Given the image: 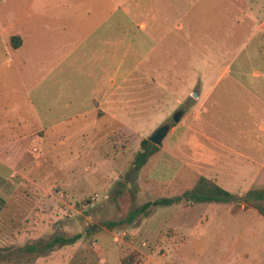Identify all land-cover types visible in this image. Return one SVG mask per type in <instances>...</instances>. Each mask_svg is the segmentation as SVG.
Segmentation results:
<instances>
[{"label":"rangeland","instance_id":"374dc122","mask_svg":"<svg viewBox=\"0 0 264 264\" xmlns=\"http://www.w3.org/2000/svg\"><path fill=\"white\" fill-rule=\"evenodd\" d=\"M200 176L233 199H186ZM255 187L264 0H0V264H264ZM121 190L180 200L107 228Z\"/></svg>","mask_w":264,"mask_h":264},{"label":"trees","instance_id":"16d2710c","mask_svg":"<svg viewBox=\"0 0 264 264\" xmlns=\"http://www.w3.org/2000/svg\"><path fill=\"white\" fill-rule=\"evenodd\" d=\"M12 43L15 48H18L21 43L22 39L19 35L12 36ZM144 144L148 143L147 140L143 142ZM158 147L154 146L152 151H155ZM147 157V150L144 149L140 152V157L138 161V165H141L145 162ZM128 192L126 190H121L117 195V205L118 208L123 212V217L117 220H110L103 223V225L107 228H112L115 226H122L125 224H128L132 222L138 215L144 214L148 215L151 214L153 209L159 206L164 205H171L175 203L176 201L180 200L176 197H162L155 199L153 201H147L143 203L137 210L132 211H124L123 210V204L122 200L123 197L126 196ZM186 199H193L197 201H221L223 203L229 202V200L233 199L232 193L227 190L225 187L217 183L215 180H212L211 178H208L206 176H200L198 180L196 181L195 185L192 187V189L185 193ZM245 201V207H253L255 208L258 213L264 217V187H255L251 188L247 195L244 198ZM5 205V199L0 196V210ZM241 206L238 204L234 207V212H237V210ZM81 237V234H76L71 237H64V236H57L55 239H53L52 244L55 243H61V244H67L70 242H74L76 239H79ZM51 244V245H52ZM37 249L36 244H27L26 246L19 248L18 252L20 254L33 252ZM138 256L139 254L137 252H131L130 254L124 256L122 258V264H138Z\"/></svg>","mask_w":264,"mask_h":264},{"label":"water","instance_id":"95a60500","mask_svg":"<svg viewBox=\"0 0 264 264\" xmlns=\"http://www.w3.org/2000/svg\"><path fill=\"white\" fill-rule=\"evenodd\" d=\"M174 118L177 121L179 119L178 114H175ZM169 130H170L169 126L167 125L161 126L157 130H155L152 134H150L148 136V139L158 145H162V140L167 135Z\"/></svg>","mask_w":264,"mask_h":264},{"label":"crops","instance_id":"0c3cea01","mask_svg":"<svg viewBox=\"0 0 264 264\" xmlns=\"http://www.w3.org/2000/svg\"><path fill=\"white\" fill-rule=\"evenodd\" d=\"M245 207V206H244Z\"/></svg>","mask_w":264,"mask_h":264}]
</instances>
